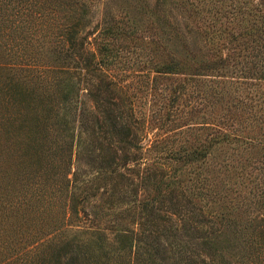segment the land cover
I'll return each instance as SVG.
<instances>
[{
	"label": "trees",
	"instance_id": "16d2710c",
	"mask_svg": "<svg viewBox=\"0 0 264 264\" xmlns=\"http://www.w3.org/2000/svg\"><path fill=\"white\" fill-rule=\"evenodd\" d=\"M91 13L0 0V264H264V42L109 71Z\"/></svg>",
	"mask_w": 264,
	"mask_h": 264
},
{
	"label": "rangeland",
	"instance_id": "374dc122",
	"mask_svg": "<svg viewBox=\"0 0 264 264\" xmlns=\"http://www.w3.org/2000/svg\"><path fill=\"white\" fill-rule=\"evenodd\" d=\"M88 1L91 45L109 71L151 69L198 49L226 58L229 71L264 42V0Z\"/></svg>",
	"mask_w": 264,
	"mask_h": 264
}]
</instances>
